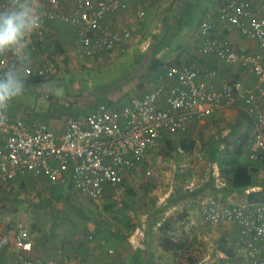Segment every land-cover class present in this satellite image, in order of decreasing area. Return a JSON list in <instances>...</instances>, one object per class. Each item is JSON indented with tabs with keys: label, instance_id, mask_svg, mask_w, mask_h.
I'll use <instances>...</instances> for the list:
<instances>
[{
	"label": "crops",
	"instance_id": "crops-1",
	"mask_svg": "<svg viewBox=\"0 0 264 264\" xmlns=\"http://www.w3.org/2000/svg\"><path fill=\"white\" fill-rule=\"evenodd\" d=\"M123 1L126 3L127 8L123 11L109 14L107 19L114 26L132 28L133 36L130 39L121 41L108 54H100L94 57L84 56L81 54L79 41L80 33L84 32V28L66 25L60 20L50 22L45 38L47 47L33 51L29 49L31 52L30 59L52 58L56 60L57 69L53 74L43 78L38 84L29 86L26 90L34 91L39 97H43L41 94L44 92L46 98L50 101L56 100L60 107L57 99L63 98L65 94H71L72 96L82 94L83 90L78 87L76 81L68 83L71 75L85 70H92L96 74L101 73L102 75L106 69L117 66L118 62L121 63L122 60H127L128 67L118 77L117 84L109 83L111 85H103L101 88V90H104L103 98L100 99V102L97 101L94 108L85 114L82 112V114H70L68 118H66L67 116L65 118H62V116L55 118L50 114L43 116V119L38 117L35 119L33 115L36 112L33 111L31 106H25L20 103L18 97L10 104L7 111L13 118H21L29 124L40 120L47 123L54 131L59 132L63 130L69 118L83 114L88 115L94 112L100 104H106L111 109L119 108L131 96L151 89L167 67L189 62L195 64L202 78L207 69H215V75L208 78V81L212 82L216 87H219L225 81L240 78H243L246 83H255L254 76L246 66L242 64L230 66L224 62H218L216 57L204 56L198 53V46L202 42L197 35L198 24L202 19L216 12V0ZM153 1L155 2L153 3ZM138 10L144 11L143 18L139 19L136 17ZM227 36L235 49L247 53L257 51L255 43L242 37L237 31H231ZM193 43H195V46L190 49ZM171 44H177L179 48L169 57L165 50L169 49ZM57 45L60 47L61 52L58 51ZM49 46L52 47L53 51ZM182 47L185 48V51H183ZM148 52L149 58L146 61L148 66L143 67L144 56H147L144 54ZM112 79L108 78L107 80ZM204 79H207V77L204 76ZM46 80H49L48 84L44 82ZM104 81L106 82V78ZM68 84L70 87L67 88ZM254 131L255 119L253 114H247L239 107L237 102L229 104L222 100L218 108L209 115L202 119L194 120L187 133L163 134L148 154L153 156V158H150L152 163L154 161L152 183L156 188L165 187L164 192H161V194L154 192L155 195H153L152 190H150V197L147 203L143 204L146 201L142 200L138 202L140 204H135L131 220L122 217L118 223L120 230H109L110 238L117 235L118 242L121 237L125 243H120L119 247H115V251L118 252V261L113 259V261L108 260V262H112V264H130L127 259L128 251L133 255H137L139 251L145 250L149 252L148 257L151 263L164 264V262L159 263V261L161 262L159 260L161 255L167 257L169 254L195 251L196 249L193 245L196 240H199L202 242V249H205H203L200 256L192 258L191 264L232 263L233 258L238 256L234 249L235 242L241 233L238 225L227 223L206 228L196 227L191 233L184 234L180 231L179 221L185 218L199 219L208 197L219 199L227 205L241 202H264V168L259 162L250 158ZM183 144L192 146L191 151L187 152L184 150L182 148ZM163 161H165V164L166 162L171 164L173 176H175V170L178 169L177 171H180V173L177 176L181 174L182 177L180 181L178 179L171 181L168 189H166L167 181L165 182L166 179L163 181V178L169 173L170 167L168 169L165 168L167 173H162L163 169H158L159 165H157V162L164 165ZM237 166L243 167V171L235 173ZM164 167L167 166L164 165ZM135 169L125 173L123 184L119 190L109 193L106 197L112 194H124L130 185L133 187L138 185L134 178ZM235 175L238 177L237 182L243 180L239 185L232 183ZM45 188L49 192L47 196L52 197L53 201L44 202L46 199L44 198L46 194ZM32 190L36 192L35 195L30 194V197L33 198L37 195V198H40L39 200L42 203L35 202L33 203L35 207H31L34 210V214L38 216H35L36 222L33 220L34 229L30 231L33 238L32 250L25 255L30 258L57 257V249L61 248L70 256V264H89L88 258L91 259L96 256L93 250L99 249V246L93 247L88 243L95 237L96 232H99L98 225L96 229L94 224H92L91 217L89 221L84 223V228L80 227V230L74 224H70L69 228L73 230L67 228L66 231L61 233L60 231H51L48 234L42 226L43 210L45 209L49 210L47 215L53 213L59 219L67 218L64 212H60V208H63L65 203L62 201V195L66 191L74 195L73 200L77 199L78 196L86 197L68 185H53L45 178L34 177L30 174L0 183V201L3 199L0 202V206L4 203V199L7 198L10 200L5 203L10 204L12 207L14 206L9 214L6 213L5 216H2L0 213V230L12 239L17 223H22L27 227L24 222L27 216L25 218H21L20 215L16 216V213L21 214L23 207L28 205L26 203L27 200L24 199L22 202L13 201V198L7 196V194H22ZM59 198L62 200L58 202ZM16 209L20 210L16 211ZM129 221L132 223L129 224ZM162 225L164 226L163 230H160ZM123 227H125L126 232L125 229L121 230ZM209 228L211 229L207 230ZM137 229L141 231V242L139 247L134 249L130 245L129 239ZM214 232L218 235L217 240L220 238V242L218 244L209 243L211 246H207V242L210 240L207 235H211ZM90 234L93 237L88 240L87 236ZM154 237L157 240L159 239L156 243L153 240ZM164 237H169L173 241L180 243L185 241L186 244L181 249H164L162 243ZM150 238H152V241L149 240ZM201 238L206 240V244L205 240ZM112 241L108 238L104 242L109 245L113 243ZM110 245L108 250L112 251L110 249L113 247H110ZM227 245L231 247H227ZM222 249H229L233 254L230 252L231 255L228 256ZM99 253L98 251L97 255ZM153 253H156V255ZM99 258L102 257L97 256V259L94 258L93 264H111L107 261L105 262L103 258ZM91 260L93 261V259ZM0 261L19 264L12 242L2 251ZM135 261H132V264H136L137 262Z\"/></svg>",
	"mask_w": 264,
	"mask_h": 264
},
{
	"label": "built area",
	"instance_id": "built-area-1",
	"mask_svg": "<svg viewBox=\"0 0 264 264\" xmlns=\"http://www.w3.org/2000/svg\"><path fill=\"white\" fill-rule=\"evenodd\" d=\"M41 2L45 15L42 27L31 37L32 51L47 47L46 30L54 20L84 28L79 41L81 54L87 57L108 54L133 36L132 28L114 26L107 19L109 14L127 8L123 0ZM5 4L6 0H0V7ZM216 4V12L198 24L197 35L202 40L198 53L230 66H246L255 78L254 84L240 78L216 87L208 81L215 69H207L202 78L195 64L189 62L167 67L151 89L131 96L119 108L100 104L88 115L69 118L59 132L45 122L29 124L7 112L6 122L0 124V183L30 174L53 185H68L98 202L119 190L125 173L137 167L163 134L187 133L194 120L209 115L222 100L237 102L247 114H253L255 131L250 158L264 168V0H216ZM136 17L143 18L144 11L138 10ZM231 31L253 41L257 51L235 49L227 36ZM13 60L11 55L0 57V72ZM56 69L52 58L30 59L26 75L43 79ZM227 223L241 229L234 249L242 264H264V202L227 205L208 197L199 219L179 221L184 234L196 227ZM92 237L87 236L88 240ZM11 242L19 264H70V256L61 248L57 249V257L26 256L32 250L33 238L22 223L16 224L12 239L0 230V255ZM140 242L141 231L137 229L129 243L137 249Z\"/></svg>",
	"mask_w": 264,
	"mask_h": 264
},
{
	"label": "rangeland",
	"instance_id": "rangeland-1",
	"mask_svg": "<svg viewBox=\"0 0 264 264\" xmlns=\"http://www.w3.org/2000/svg\"><path fill=\"white\" fill-rule=\"evenodd\" d=\"M155 1H153L154 3ZM195 46V43L191 44L190 49ZM189 47V46H187ZM179 48V45L177 44H171L170 48L165 50L166 54L169 55V57L171 55H173L175 53V51ZM183 51H185V48H183ZM138 51V50H137ZM148 51V50H147ZM147 55V56H144ZM144 62L142 63L143 67L148 66L147 64V59L149 58V52L144 54ZM142 56V58H143ZM127 60H122L121 63L118 62L117 66L115 67H110L108 69H106L105 72H103V74H96L94 71L92 70H85V71H78L76 73H74L73 75H71V78H69V82H73L76 81L78 83V87H80V89H82V94H79L78 96H72L71 94H65V96L63 98L57 99L60 103V107L57 104L56 100L50 101L48 98H46L45 93L43 92L41 95L43 97H39L37 93H35L34 91H30V90H26L24 92V94L22 95V97H19L18 100H20L19 102L22 103L25 106H31L33 111H35V115H33V117L35 119L40 118L43 119V116L46 115H50L52 114L55 118L62 116V118H68L70 114H82V113H86L88 111H90L91 109L94 108L95 103L98 101L100 102L103 98V92L104 90H101L103 85L106 84H117L118 81V77L120 76V74H122V71L128 67L127 65ZM142 67V68H143ZM144 71H146V69L143 68ZM106 78V82L104 81V79ZM108 78H113L112 80H107ZM103 80V81H102ZM44 82H49V80L44 81ZM103 82V83H102ZM44 84V83H42ZM109 84V85H111ZM46 86V85H44ZM70 87V85H67V88ZM66 90V89H65ZM70 90V89H69ZM67 93V92H66ZM71 93V92H70ZM85 100V102H84ZM71 107H70V104ZM69 108V109H68ZM30 109V108H28ZM82 112V113H81ZM83 114V115H84ZM40 121V120H39ZM162 155V154H161ZM164 156V155H163ZM150 158H153V156H151L150 154H148L136 167V169L134 170V178L137 181L138 185L133 186H129V188L126 189V191L124 192V194L118 193L117 195L112 194L102 200H99L98 202L92 201L86 197H82V196H78L77 199H74V195L71 194V192L66 191L63 195H62V199H58V202L60 200H62L64 203L63 208H60V212H64L67 216V218L64 219H59L58 217H56L53 213L47 215V213L49 212V210L45 209L43 210V221H42V226L43 229L47 231V233H51V231H66L67 228H69L70 224H74L76 226L77 229L80 230L81 228H84V223L86 221H89V218H92V224H94L95 228L98 225V230L99 232H96L95 237L92 239L91 242L88 241V243L93 246V247H97L99 246V249H95L93 251H95L94 253H96V256L92 257L91 259H93V261L88 258V262L89 264H93L94 262V258L97 259L98 257H102L103 260L106 262H108V260L113 261V259L118 261V255L115 251V247H119L120 243L124 244L125 242L123 241V239L120 237V241L118 242L116 236H112L110 238V234H109V230H115V231H119L120 227H118V223L119 220L122 217H126L129 218V220L132 219V214L134 213L135 210V204L138 202H141L142 200H145L147 203L148 202V198L150 197V190H152V194H154V192H157L159 194H161V192H164V188L165 187H160V188H156L153 183H152V176H153V170L152 168L154 167V161L152 163V161L150 160ZM174 160L175 158L172 157ZM151 161V162H150ZM161 162V161H160ZM157 162V165H159L158 169H163L162 173H167L165 172V168L168 169V167H170V171L169 173L166 174V177L163 178L165 182L167 181L166 185L168 189V186L171 185V181H176V179H178L179 181L182 180L181 174H179L177 176L178 173H180V171H177L178 169H176L175 171V176H173V168L171 166V164L169 162H166V164L164 163L165 161H163V164L166 165L167 167H164V165H162V163ZM170 162H175V161H170ZM174 167V166H173ZM181 169V168H180ZM168 176V177H167ZM173 178V179H172ZM156 189V190H154ZM46 194L44 195V198H46L44 200V202H49V201H53L52 197H48L47 193L48 189L45 188ZM28 192V193H27ZM26 193H17V194H7V196H11L13 198V201H23L24 199L27 200V206L23 207V209H25L23 211H21L20 213H16V216L18 217L20 215V217H24L27 216L26 221H24L28 227V229L31 231V229H34L33 226V220H35V215L34 214V210L31 207H35V205H33V203L37 202V203H42L40 202V198L33 197L31 198L30 194L35 195L34 190L32 191H27ZM3 200V199H2ZM2 200L0 202H2ZM8 200H10L9 198L4 199V203L0 206V213L2 214V216H5L6 213L9 214L10 212H12L13 207L10 206V204H7L5 202H7ZM29 200V202H28ZM31 201V202H30ZM57 202V201H56ZM55 202V203H56ZM150 202V201H149ZM24 203V204H26ZM140 204V203H138ZM137 204V206H138ZM33 205V206H31ZM147 205V204H146ZM23 206V205H22ZM30 206V208L28 209V207ZM136 206V207H137ZM76 207V209H74ZM138 208V207H137ZM55 209V208H54ZM53 209V210H54ZM59 209V208H58ZM64 209V211H63ZM20 209H16V211H19ZM52 210V211H53ZM28 211V212H27ZM36 212V211H35ZM138 213V211H137ZM40 215V213H38ZM29 215V216H28ZM20 221V220H18ZM36 222V220H35ZM124 223V222H122ZM132 222L129 221V224H131ZM45 227V228H44ZM53 229V230H52ZM70 229V228H69ZM97 229V228H96ZM125 229V227L121 228V230L123 231ZM131 229V228H130ZM211 228L207 229L210 230ZM73 230V229H70ZM126 232V229H125ZM179 234V233H178ZM218 234V231H217ZM126 236V235H125ZM161 237V234H160ZM207 237H210L209 242H207V246H211L209 243L211 244H218L220 242V238H218L219 240H217L218 235L214 233H212L211 235H207ZM216 237V238H213ZM111 239L113 240V243H110V247H113L112 251L108 250V244H105L104 241ZM159 238V236H158ZM175 238H177V236H175ZM152 238H150L149 240H151ZM203 239V238H201ZM154 242L156 243L158 240L156 237H154ZM205 240V239H203ZM126 241V239H125ZM152 241V240H151ZM217 241V242H216ZM202 242H200L199 240H196L193 247L196 249L195 251H191V252H182V253H176V254H169V256L167 257H163L165 255H161V257H159V260H161V262L159 261V263L164 262V264H191V260L192 258L198 257L202 254L203 252V248L202 249ZM205 244H206V240H205ZM73 246V245H70ZM206 246V247H207ZM229 245H227L228 247ZM109 247V248H110ZM231 247V246H229ZM102 249V250H101ZM105 250V251H103ZM128 250V249H127ZM100 252L99 255H97V252ZM93 253V254H94ZM128 253V261L130 262V264H132V261L136 260L135 262H137L136 264H150V259L148 257V251H139V253L137 255H133L132 253ZM154 255H156V253H153ZM206 254V253H205ZM99 258V259H102ZM98 261H102V260H98ZM121 261V260H120ZM158 261V260H157ZM103 262V261H102ZM122 262V261H121ZM111 263L112 262H108ZM242 258L240 256H237L236 258H233L232 263H221L218 262V264H242ZM151 264H156L155 262L151 263Z\"/></svg>",
	"mask_w": 264,
	"mask_h": 264
},
{
	"label": "clouds",
	"instance_id": "clouds-1",
	"mask_svg": "<svg viewBox=\"0 0 264 264\" xmlns=\"http://www.w3.org/2000/svg\"><path fill=\"white\" fill-rule=\"evenodd\" d=\"M44 15L41 0H6L0 7V57L14 58L0 72V124L6 122L10 104L26 91L29 44Z\"/></svg>",
	"mask_w": 264,
	"mask_h": 264
},
{
	"label": "trees",
	"instance_id": "trees-1",
	"mask_svg": "<svg viewBox=\"0 0 264 264\" xmlns=\"http://www.w3.org/2000/svg\"><path fill=\"white\" fill-rule=\"evenodd\" d=\"M57 47H58V51L59 52H61V50H60V47L57 45ZM28 79H27V88L29 87V86H33V85H36V84H38L40 81H42V78L41 77H39V76H31V77H27ZM183 147L182 148H184V150H186L187 152L188 151H191V149H192V146H187V145H185V144H183L182 145ZM243 167H236V169H235V173H237V171H243ZM237 175V174H236ZM235 175V176H236ZM235 176L233 177V179H232V183L234 184V185H239L240 183H242L243 182V180H239L238 182L236 181L237 180V176H236V178H235ZM163 225L162 226H160V230H163ZM191 242V241H190ZM162 243H163V248L164 249H170V248H172V249H181V248H184V245L186 244V242L185 241H183V242H176V241H173L172 239H170L169 237H164L163 239H162ZM224 252H225V254H227L228 256H230L231 255V251L229 250V249H222ZM231 252V253H230ZM233 254V253H232Z\"/></svg>",
	"mask_w": 264,
	"mask_h": 264
}]
</instances>
